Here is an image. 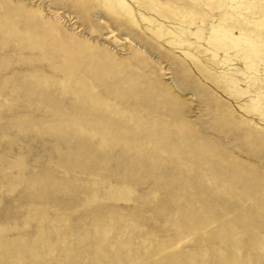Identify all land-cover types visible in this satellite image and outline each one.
I'll list each match as a JSON object with an SVG mask.
<instances>
[{
  "label": "rangeland",
  "instance_id": "obj_1",
  "mask_svg": "<svg viewBox=\"0 0 264 264\" xmlns=\"http://www.w3.org/2000/svg\"><path fill=\"white\" fill-rule=\"evenodd\" d=\"M132 1L0 0V264H264V0Z\"/></svg>",
  "mask_w": 264,
  "mask_h": 264
},
{
  "label": "bare ground",
  "instance_id": "obj_2",
  "mask_svg": "<svg viewBox=\"0 0 264 264\" xmlns=\"http://www.w3.org/2000/svg\"><path fill=\"white\" fill-rule=\"evenodd\" d=\"M133 1H134V0H133ZM133 1H132V2H133ZM158 1H159V0H158ZM163 1H164V0H163ZM166 1H169V0H166ZM166 1H165V3H166ZM170 1H171V0H170ZM183 1H184V0H183ZM117 2H118V1H117ZM127 2H128V1H127ZM175 2H176V1H175ZM178 2H179V1H178ZM178 2H177V3H178ZM119 3H120V2H119ZM119 3H117L118 6L121 5V4H119ZM123 3H124V2H123ZM159 3H161V1H160ZM180 3H181V1H180ZM183 3H184V2H183ZM115 4H116V3H115ZM115 4H114V5H115ZM127 4H129V3H127ZM166 4H171V3H166ZM160 5H161V4H160ZM162 5H163V3H162ZM171 5H174V4H171ZM184 5H185V4H184ZM122 6H123V5H121V7H122ZM140 6H141V5H140ZM144 6H145V5H144ZM166 6H167V5H166ZM166 6H165L164 8H166ZM174 6H175V5H174ZM162 7H163V6H162ZM172 7H173V6H172ZM181 7H182V6H181ZM167 8H168V6H167ZM176 8H178V7H176ZM130 9H131V8H130ZM172 9H173V8H172ZM166 10H167V9H166ZM168 10H171L170 7H169ZM179 10H180V8H179ZM184 11H185V10H184ZM187 13H189V12L187 11ZM185 14H186V12H185ZM150 15H151V14H150ZM183 15H184V12H183ZM186 15H187V14H186ZM198 15H199V14H198ZM199 21H200V20H199ZM200 33H201V32H200ZM196 35H198V33H197ZM195 37H196V36H195ZM187 38H188L189 40H187ZM184 39L187 40V41H190V39H191V38L188 36V32L186 33V30H185ZM230 50H231V49H230ZM231 52H232V50H231Z\"/></svg>",
  "mask_w": 264,
  "mask_h": 264
}]
</instances>
